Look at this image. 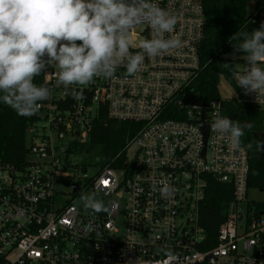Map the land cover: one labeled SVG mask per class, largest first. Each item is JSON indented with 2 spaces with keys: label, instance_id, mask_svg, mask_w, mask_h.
I'll use <instances>...</instances> for the list:
<instances>
[{
  "label": "built area",
  "instance_id": "1",
  "mask_svg": "<svg viewBox=\"0 0 264 264\" xmlns=\"http://www.w3.org/2000/svg\"><path fill=\"white\" fill-rule=\"evenodd\" d=\"M152 2L177 17L168 35L182 39L181 48L145 57L132 76L120 66L114 78L95 77L82 87L58 86L55 65L42 73L52 95L39 102L27 129L24 166L0 163V264H264V202L249 197L259 190L248 184V152L211 128L215 113L223 116L222 100L203 101L195 89L206 36L201 0ZM253 21L264 23V8ZM131 35L135 53L154 33L140 24ZM224 64L231 72L220 75V84L234 101L264 110V96L258 102L237 86L243 56H225ZM73 88L83 100L73 99ZM102 114L142 126L120 165L116 160L89 177L79 147ZM133 144L138 150L130 157ZM70 177L65 195L57 183ZM212 181L232 190L215 242L200 224ZM163 183L175 187L173 197L161 195ZM82 201H97L103 210Z\"/></svg>",
  "mask_w": 264,
  "mask_h": 264
},
{
  "label": "clouds",
  "instance_id": "2",
  "mask_svg": "<svg viewBox=\"0 0 264 264\" xmlns=\"http://www.w3.org/2000/svg\"><path fill=\"white\" fill-rule=\"evenodd\" d=\"M177 22L152 0H0V102L22 117L37 114L39 102L49 100L52 90L33 80L49 65L59 69L57 85L65 89L89 85L95 77L114 78L120 66L132 76L145 57L183 46L182 39L168 35ZM140 24L149 25L154 35L140 41L141 51L133 53L131 31ZM230 39L237 41L234 48L246 61L236 75L237 86L245 94L254 93L259 102L264 96V23L251 32L238 30ZM69 94L84 99L74 88ZM211 128L227 136L233 149H253L252 143L242 141L245 130L253 128L251 122L234 121L217 111ZM255 148L264 152V139H258ZM159 191L170 198L176 189L163 183ZM94 210H103L102 204Z\"/></svg>",
  "mask_w": 264,
  "mask_h": 264
},
{
  "label": "trees",
  "instance_id": "3",
  "mask_svg": "<svg viewBox=\"0 0 264 264\" xmlns=\"http://www.w3.org/2000/svg\"><path fill=\"white\" fill-rule=\"evenodd\" d=\"M253 1L254 11L248 13L247 4ZM206 17V36L200 49L202 68L195 82V89L203 101L222 100V115L234 121H249L251 131L245 130L243 144L252 143L247 150L250 164L248 184L250 188L264 192V152L255 148L258 139H264V110L220 96V75H230L229 66L222 65L225 56H243L230 37L238 30L251 32L260 26L254 23L256 14L264 8V0H201ZM233 64V63H232ZM231 64V65H232ZM39 86L44 83L43 74L34 77ZM34 116H19L12 108L0 102V163L18 168L24 166L28 153L27 129ZM140 124L109 119L105 114L95 121L89 140L79 149L87 155L100 156V168L120 165L125 160V148L141 130ZM114 162V163H113ZM117 165V164H116ZM232 190L216 181L209 183L202 204L200 224L208 239L215 242L217 230L225 221Z\"/></svg>",
  "mask_w": 264,
  "mask_h": 264
},
{
  "label": "rangeland",
  "instance_id": "4",
  "mask_svg": "<svg viewBox=\"0 0 264 264\" xmlns=\"http://www.w3.org/2000/svg\"><path fill=\"white\" fill-rule=\"evenodd\" d=\"M247 11H248V13H252L254 11L253 1H250L247 4ZM219 90H220V96L223 100H225V99L234 100L235 94L232 91L228 90L223 83L220 84ZM260 136L264 138V133L260 134ZM137 150H138V145L133 144L129 150V156L134 157ZM99 159H100V156L96 152L91 153L89 155H87L84 152V155H82L81 161H82V164L88 168V176L89 177H93L98 172V170L100 169V160ZM73 183H74V179L72 177L65 179V180L63 179V180L58 181L57 188L63 194L68 195L71 193V186ZM249 197L253 198L257 201L264 202V193H261L260 191L253 190L250 193Z\"/></svg>",
  "mask_w": 264,
  "mask_h": 264
},
{
  "label": "water",
  "instance_id": "5",
  "mask_svg": "<svg viewBox=\"0 0 264 264\" xmlns=\"http://www.w3.org/2000/svg\"><path fill=\"white\" fill-rule=\"evenodd\" d=\"M78 187H75V190H77ZM98 204V202H93V201H82V202H79V206H85L86 209H88L89 207L91 206H94Z\"/></svg>",
  "mask_w": 264,
  "mask_h": 264
}]
</instances>
